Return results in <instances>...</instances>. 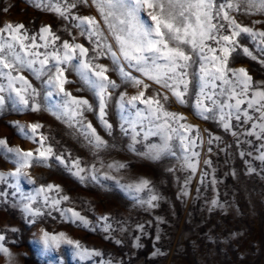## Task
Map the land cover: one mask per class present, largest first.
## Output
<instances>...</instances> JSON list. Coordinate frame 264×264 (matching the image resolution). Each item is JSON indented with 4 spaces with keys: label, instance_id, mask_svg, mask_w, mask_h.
Wrapping results in <instances>:
<instances>
[{
    "label": "rangeland",
    "instance_id": "1",
    "mask_svg": "<svg viewBox=\"0 0 264 264\" xmlns=\"http://www.w3.org/2000/svg\"><path fill=\"white\" fill-rule=\"evenodd\" d=\"M246 7L241 4V10L230 11V15L242 26L264 31V14L255 8L245 12L243 9ZM71 13L75 16H95L100 20L95 7L91 6V0L88 5L78 4ZM146 13L147 10V19ZM8 23L23 24L30 35L39 33L42 26L51 25L52 32L60 37L56 41L57 47L65 40L80 43L89 48V58L95 56L93 45L86 36L80 35V29L76 27L79 21L71 16L64 19L55 12L42 10L34 6L33 0H0V27ZM236 39L239 44L229 66L245 68L254 82H264V64L243 54V47H247L253 55L259 56L264 45L246 33ZM37 43L43 44L44 41L38 38ZM208 43L219 47L213 41ZM38 50L43 53L52 51V48L41 47ZM197 59L194 55L193 60ZM93 63L106 65L109 77L119 85L111 90L112 95L105 109V119L112 124L110 134L98 118V96L84 85L75 72H66L72 83L64 87L73 96L86 98L92 105V111H85L83 117L76 119L82 120L85 126L91 122L97 134L107 141V146L100 148L89 144L80 131V124L69 121L67 117L57 118L64 111L58 107L64 99L63 93L54 88L52 96L45 100L44 81L47 75L37 79L27 69L13 73L23 75L37 89L40 95L35 97V101L40 103L41 110L33 112L22 104L13 105L6 100L4 108L0 109V138H6L11 147L34 151L40 147L39 134L35 136L37 142L34 143L21 133L17 125L40 123L43 127L37 131L48 137L45 143L51 144L54 152L64 155L68 167H71L72 160L79 158L80 166L85 169L81 173L85 179L81 181L54 157L48 161L50 166L34 165L24 169L35 184L29 183L24 176L5 175L4 179H0V234L5 236L3 243L12 253L11 257L0 254V264H60L61 259L63 264H107L109 260L112 264H264V160L258 159L264 153V134L258 127L253 128V124L262 122L257 119L260 113L248 109L245 102L241 105L240 120H236L235 110L225 109L233 112L229 120L231 128L225 130L218 115L216 119L205 120L196 114L194 104L198 81L194 74L198 73L199 63L188 69L192 82L185 97L186 104L179 103L170 91L125 65L126 71L149 85L145 98L157 92L167 94L169 99L165 107L186 117L181 123L196 126L191 133H184L196 140L194 147L185 150L173 134L170 144L175 155L165 154L157 160L146 159L138 153L147 151L149 144L161 143V138L149 136L144 140V133L138 125L136 130L140 136L136 139L140 142L135 144L137 151H131L129 146L133 144V134L131 129L127 134L122 131L121 124L125 123L124 117L135 109L128 105L122 110L119 106L121 93L126 94L127 100L137 95L143 85L137 87L124 80L108 56L95 59ZM0 84L7 85L6 77L0 76ZM216 91L219 92V89ZM0 94L7 97L8 92ZM12 95L15 96V92ZM220 99L227 101L225 96ZM244 99L247 101L248 97ZM29 100L31 103V96ZM227 102L234 104L235 100ZM137 107L145 108L146 105L137 102ZM244 110L253 117L252 120L244 116ZM173 126L178 127L176 124ZM125 127H128L127 124ZM147 127L149 125L145 121L143 128L146 130ZM249 132L253 134L248 135ZM193 152L198 155L193 156ZM186 156L195 163V171L187 166L189 161ZM15 160L14 154L0 150V172L7 174L15 171L18 167ZM116 162L127 167L119 170L108 167ZM93 174L98 180L91 178ZM105 174L114 179H106ZM141 178L151 181L143 191H129L119 186L135 184ZM48 184L59 185L61 191L48 192L50 199L45 204L43 194L37 196L35 190ZM65 195L69 197L67 201L61 200L56 208L51 206V199ZM151 195L158 197L152 202L154 206L147 203ZM29 196H36L31 206L34 210L40 209V216H32L23 210L24 205L29 203ZM68 208L86 217L89 225L84 227L79 221L73 222L71 213L62 215L60 210ZM104 216L108 217L107 221L100 219ZM140 225L143 229L138 227ZM13 228L17 231H11ZM42 229L49 233L64 232L69 238L100 251L102 255L81 260L74 246L67 244L43 252V246L35 243L42 236Z\"/></svg>",
    "mask_w": 264,
    "mask_h": 264
},
{
    "label": "snow or ice",
    "instance_id": "2",
    "mask_svg": "<svg viewBox=\"0 0 264 264\" xmlns=\"http://www.w3.org/2000/svg\"><path fill=\"white\" fill-rule=\"evenodd\" d=\"M33 3L34 6L55 12L64 19L71 16L72 19L79 21L76 27L80 29V35L86 36L93 45L92 52L95 53V56L89 58V48L80 43H70L65 40L57 47L56 41L60 40V37L52 32L51 25L42 26L39 33L31 35L23 24L8 23L0 27V76L7 79L6 86L0 84V93L8 92L7 97L0 94V109L4 108L7 100L13 105L22 104L33 112L40 111L41 105L35 101V97L40 93L23 75H13V73L27 69L37 79L47 75L48 78L44 81L46 85L45 100L52 96L54 88H58L59 92L63 93L64 99L58 107L64 111L60 112L57 118L67 117L69 121L80 124V131L89 144L96 148L106 147L107 141L97 134L91 122L85 126L82 120L76 119L83 117L85 111H92V105L86 98L73 96L64 86L72 83L66 72L69 70L75 72L84 85L98 96V118L110 134L112 124L105 119L107 115L105 109L108 106L107 101L112 95L111 90L116 89L119 85L109 77V68L106 65L93 63L95 59L108 56L116 66L115 70L124 80L137 87L143 85L137 95H132L127 100H125V93L120 95L119 106L122 110L126 109L128 105L131 106V109H135L130 115L124 117L125 123L121 124L122 131L127 134L128 129H131L133 134V144L129 146L130 150L137 151L135 144L140 141L136 137L140 136V132L136 129L140 125L141 131L144 133V140H147L149 136H159L162 142L149 144L147 151L138 154L146 159L157 160L165 154L175 155L170 144L173 134L179 138L185 150L194 147L196 140L184 133H191L196 126L181 123L186 120V117L171 112L165 107V103L169 99L167 94L157 92L154 96L145 98V91L149 85L144 84L141 79L126 71L125 65L141 72L161 88L170 91L179 103L186 104L188 101L185 97L189 92V83L192 82L189 80L188 69L193 64L199 63L198 73L194 74L198 81L196 85L198 92L195 95L194 104L196 114L205 120L216 119L218 115L225 130H229L231 128L229 120L232 118L233 112L225 111V109H234L235 119L240 120L241 105L246 102L248 109L260 113L257 119L262 122L253 124V128L258 127L260 133L264 134V82H254L253 77L245 68L229 66L230 58L237 51L239 44L236 38L242 33L249 34L251 38L258 39L260 44L264 45V31L242 26L235 17L230 15V11H240V5L244 4L247 6L243 9L245 12L255 8L259 13L264 14V0H91V6L95 7L100 20L95 16L72 15V9L76 8L78 4L88 5L89 0H33ZM145 10H147V19ZM226 32L229 34H224ZM38 38L44 43L38 44ZM208 41H213L219 47H212ZM41 47L45 49L51 47L52 51L41 53L38 50ZM218 52L220 54H217ZM208 53L211 55L209 56ZM243 54L253 60L259 59V62L264 64V47L260 48L259 56L253 55L247 47H243ZM194 55L198 58L195 61L193 60ZM17 84H20L21 87H16ZM216 89H219V92ZM79 90L77 89V91ZM12 92H15V96L12 95ZM250 93L251 95H249ZM29 96L32 98L31 103ZM221 96L227 97V101L235 100V103H228L220 99ZM245 97H248L247 101H245ZM137 102L146 105V107L138 108ZM51 107L57 106L51 105ZM243 114L248 120L253 119L247 110H244ZM145 121L149 125L146 130L143 128ZM125 124H127V128ZM174 124L178 127H174ZM17 126L21 133L26 138L32 139L34 143L37 142L35 136L39 134L40 147L34 151H25L20 147L9 146L6 138H0V150L14 154L15 163L18 165L13 172L7 174L0 172V179H4L5 175L24 176L28 178L29 183L35 184V180L31 179L24 169L32 168L34 165L50 166L48 161L53 157L68 167L64 155L54 152L52 145L45 143L48 137L38 133L37 130L43 125L33 123L27 126ZM198 131L197 128V133ZM252 134V132L248 133V135ZM211 142L210 138L209 143ZM192 155L197 156L198 153L193 152ZM185 159L189 161L187 166L195 171V163L190 162L187 156ZM258 159L264 160V153ZM206 163L210 162L206 161ZM108 167L119 170L126 168L127 165L116 162ZM68 170L74 176L79 177L81 181L85 179L81 175L85 169L80 166L79 158L71 161V167H68ZM91 178L98 180L95 174ZM105 178L114 179L107 174H105ZM150 183L151 181L147 178H141L137 183L127 186L119 185V181H117L121 188L136 192L148 188ZM53 190L59 193L61 188L59 185L48 184L41 185L35 191L37 196L43 194L44 202L48 204L50 199L48 192ZM27 199L29 203L24 205L23 210L32 216H40L42 214L40 209L34 210L31 206V202L35 201L36 196H29ZM68 199L69 197L66 195L58 199H51V206L56 208L61 200L67 201ZM157 199L156 195H151L147 203L154 206L152 202ZM213 203L217 202L213 201ZM60 211L62 215L71 213L70 219L73 222L79 221L84 227L90 223L86 217L72 208ZM100 219L107 221L108 217L104 216ZM138 227L143 229L142 225ZM11 231L16 232L17 229L13 228ZM41 232L42 236L35 243L43 246V252H49L60 248L62 244H67L74 246L76 255L81 260L102 255L100 251L89 249L80 241L69 238L64 232L49 233L43 229ZM4 240L5 236L0 234V254L11 257L12 253L5 247ZM60 264H63L62 259ZM107 264H112L111 260Z\"/></svg>",
    "mask_w": 264,
    "mask_h": 264
}]
</instances>
